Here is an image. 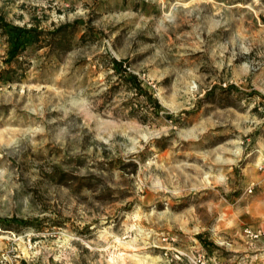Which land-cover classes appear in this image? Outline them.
<instances>
[{
  "label": "rangeland",
  "instance_id": "374dc122",
  "mask_svg": "<svg viewBox=\"0 0 264 264\" xmlns=\"http://www.w3.org/2000/svg\"><path fill=\"white\" fill-rule=\"evenodd\" d=\"M0 14L42 31L7 60L0 29V264H264V237L241 232L264 228V0Z\"/></svg>",
  "mask_w": 264,
  "mask_h": 264
},
{
  "label": "trees",
  "instance_id": "16d2710c",
  "mask_svg": "<svg viewBox=\"0 0 264 264\" xmlns=\"http://www.w3.org/2000/svg\"><path fill=\"white\" fill-rule=\"evenodd\" d=\"M65 27H62V30ZM0 29L6 34L8 40V51L7 60L15 58L20 52L24 51L28 46L33 45L38 42L42 31L36 27H25L12 25L8 23L4 16L0 14ZM60 30V29H59ZM112 66L115 72H120V67L122 66L121 60L112 59ZM128 82H133L134 86L138 88L139 92L144 95L148 100H151L156 109H160V104L158 101L151 97V95L143 89L139 84H137L136 76L129 73L123 76ZM11 222H20L19 224H27V221H21L13 219ZM0 224H6V221H0Z\"/></svg>",
  "mask_w": 264,
  "mask_h": 264
},
{
  "label": "built area",
  "instance_id": "2783aa9c",
  "mask_svg": "<svg viewBox=\"0 0 264 264\" xmlns=\"http://www.w3.org/2000/svg\"><path fill=\"white\" fill-rule=\"evenodd\" d=\"M264 110V105L261 107ZM259 169L264 172V162L259 166ZM254 188V183L248 185L245 188L246 193H251ZM242 235H244L249 240H258L261 237H264V228L255 229L249 225H246L242 228ZM166 256H169V263L175 264H216L213 259L209 256H206L205 253L197 252L192 255H187L182 251L175 250L174 253H170Z\"/></svg>",
  "mask_w": 264,
  "mask_h": 264
},
{
  "label": "crops",
  "instance_id": "0c3cea01",
  "mask_svg": "<svg viewBox=\"0 0 264 264\" xmlns=\"http://www.w3.org/2000/svg\"><path fill=\"white\" fill-rule=\"evenodd\" d=\"M263 172V171H262Z\"/></svg>",
  "mask_w": 264,
  "mask_h": 264
}]
</instances>
